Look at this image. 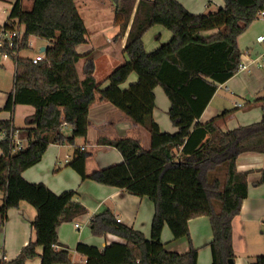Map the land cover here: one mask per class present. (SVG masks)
Masks as SVG:
<instances>
[{"label":"trees","instance_id":"16d2710c","mask_svg":"<svg viewBox=\"0 0 264 264\" xmlns=\"http://www.w3.org/2000/svg\"><path fill=\"white\" fill-rule=\"evenodd\" d=\"M110 2L120 26L114 39L126 36L125 61L102 83L94 75L93 52H78L80 45L88 43V29L77 0H33L30 9L18 0L11 11L9 21L19 19L25 26V43L32 36L52 46L37 64L20 56L27 44L7 49L15 64V80L4 110L13 116L17 105H29L35 113L26 118V128L14 127L29 141L24 150L12 153L8 140L0 142V191L4 193L0 213L5 216L26 202L37 216L32 223L36 241L4 264H28L37 258L41 264H75L68 250L56 249L58 228L87 214L88 209L75 200L76 192L56 195L45 184L27 182L23 173L42 160L50 144L86 139L90 109L97 102L111 103L146 129L151 146L145 149L133 137L99 139L116 148L124 161L88 174V154L80 150L70 166L84 181L149 198L155 214L150 238L118 222L111 210L95 215L90 222L92 234L113 235L121 241H110L104 248L79 244L77 252L87 259L86 264H198L199 251L191 244L189 223L202 216L211 224L212 264L235 262L233 221L248 197L250 173L240 172L237 161L245 153L264 155V119L231 131L222 129L231 111L205 124L199 120L219 86L240 71L238 39L264 11V0H224V7L201 14L190 12L178 0ZM155 26L164 27L172 37L148 52L144 36ZM210 31L216 32L204 34ZM82 58L86 59L83 79L78 71ZM132 74L137 81L122 88ZM157 87L170 101L168 115L178 129L175 133L163 132L154 117ZM12 125V118L0 119V129L9 132ZM65 127L71 128V136L65 135ZM260 172L257 185L264 184V169ZM166 226L173 240H189L188 252L166 248ZM252 264H264V255Z\"/></svg>","mask_w":264,"mask_h":264},{"label":"crops","instance_id":"0c3cea01","mask_svg":"<svg viewBox=\"0 0 264 264\" xmlns=\"http://www.w3.org/2000/svg\"><path fill=\"white\" fill-rule=\"evenodd\" d=\"M17 1L0 0V10H6L7 5L6 3L3 5V3L7 2L11 5L10 16ZM29 1L21 0L22 6L24 7L25 2ZM178 1L194 14L204 11L208 4L213 3L218 9L225 6L224 0ZM9 16L7 20L0 23V27L10 22ZM162 32H159V34L161 35ZM215 32L210 31L204 34L209 36ZM145 36L144 43L148 52L157 49L161 45L160 43L152 45L148 40L150 44L149 48H147ZM260 36H264V17H259L254 21L250 28L238 39V45L242 52V64L247 66L246 69L240 70L225 84L219 86V88H226L228 94L236 99L234 103L236 111L224 110L219 103L214 104L218 94L217 91L199 122L205 124L222 115L225 111H231L232 114L226 124L222 126L224 131H231L241 126L261 122L264 119V41L257 40ZM41 49H47V47H41ZM91 51L95 61L96 48L90 38H88V43L78 47V52L81 55H86ZM85 61L86 59L82 58L78 63V71L82 79L84 78L82 71ZM137 78L136 74H132L128 81L122 85V88L129 87L130 84L137 81ZM96 80L98 82L97 78ZM155 93L156 108L154 117L161 130L169 133L177 132L178 129L173 125L168 115L170 101L168 103L169 99L164 90L161 87H157ZM8 97L5 103L0 105V111L4 110ZM239 101L241 102L239 103ZM160 102L163 104L161 106V115L158 114V110H161L159 108ZM242 103H246L247 106L245 107ZM24 106L31 108L30 112L25 116L26 122V118L31 117L35 113V109L29 105ZM163 108L166 110L163 111ZM14 114L13 116L11 114L9 118L0 117V119L7 121L12 118L16 129L26 128V123L22 127L15 125ZM89 119L90 127L86 139L77 138L75 144H50L42 160L23 173V178L27 182L45 184L56 195H62L70 191L76 192L75 200L81 202L88 209L87 214L78 217L75 221L63 223L58 228L59 244L56 249L68 250L75 264H86L87 262V259L77 252L79 244L83 243L104 248L110 241H121L120 238L113 235L94 237L91 232L90 222L95 215L111 210L116 220H120L121 224L139 230L147 238H150L151 224L155 214V204L149 198L136 197L124 189L105 186L90 179L84 181L70 166L83 146L86 147L85 152L88 154L86 166L88 174L121 164L124 161L122 154L116 148L99 143V139L133 137L140 140L145 149H149L151 146V136L149 135V138L147 135L149 132L138 126L109 102L95 103L90 109ZM63 132L66 136H71L72 134L71 128L68 127H65ZM144 138L145 141L146 138H149V142L146 141L144 143ZM237 167L240 172L250 173L248 176V197L243 202L241 214L233 221V244L236 252L235 264H252L257 256L264 255V252L260 251L257 252L259 254L252 253L251 255L247 228V224L251 221L247 219V212L252 213L264 209V184L257 185L261 178L260 170L264 169V155L257 153L242 154L237 161ZM1 194L0 207L4 204V193L1 191ZM36 216V210L25 202H22L18 208L8 210L5 216L0 213V264L16 259L24 247L30 242L36 241V233L32 227ZM82 220L85 221L84 224L79 222ZM76 224H79L80 227L77 228ZM84 226H88L89 229H84ZM189 228L191 244L199 251L198 264H212L209 243L213 236L209 218L202 216L192 219L189 223ZM163 242L170 251L183 254L190 250L189 240L187 238L177 241L173 240L171 231L167 226L163 232ZM38 252L41 254L42 248H38ZM28 264H41V258H37Z\"/></svg>","mask_w":264,"mask_h":264},{"label":"rangeland","instance_id":"374dc122","mask_svg":"<svg viewBox=\"0 0 264 264\" xmlns=\"http://www.w3.org/2000/svg\"><path fill=\"white\" fill-rule=\"evenodd\" d=\"M15 1V0H8ZM33 0L25 2V9H30ZM7 8L5 11L0 10V23L8 19L10 6L7 2ZM78 6L80 14L86 22L88 28V38L93 42L96 48L95 52V63H96V73L95 76L98 82L105 80L113 71L120 66L125 61V56L123 50L125 48L126 38L121 37L118 40L114 38L120 33L119 23H117V17L115 15L114 7L110 0H78ZM210 7V9H209ZM218 9L213 3L208 4L206 9L201 13L215 12ZM199 13V14H201ZM158 29H161L158 31ZM163 31V32H162ZM159 32H162L161 35ZM171 32L162 26H155L146 33L145 40L147 41V48H149V42L152 45L157 43H164L171 39ZM34 47L33 49H26L20 53V56L26 58H33L40 54L41 47H50L52 43L46 39L33 38ZM154 50V49H153ZM152 50V51H153ZM15 80V65L12 60H0V105L5 103L8 95L11 94L14 88ZM167 99V98H166ZM214 104H220L222 109L235 110L234 103L235 98H232L228 94L226 88L220 87L218 90L217 98L214 100ZM241 101H239L240 103ZM169 103V100H168ZM245 107L246 103H242ZM159 106V105H158ZM163 104L160 102V109L158 114H162ZM169 106V104H168ZM167 106V107H168ZM249 107V106H248ZM28 106L17 105L15 107L14 123L16 126H24L25 116L30 112ZM166 110L163 108V111ZM233 112V111H232ZM11 113L7 111H0V117H10ZM148 137L150 135L147 134ZM150 138V137H149ZM149 138L146 141L149 142ZM145 138L143 142L145 143ZM0 191V196H1ZM26 203V202H25ZM28 204V203H26ZM29 205V204H28ZM30 206V205H29ZM247 219L251 220L247 224L248 228V243L250 247L251 255L259 254L257 252H264V209L254 211L252 213L247 212ZM82 224L85 221H79ZM168 227V226H167ZM84 229H89L88 226H84ZM95 237V236H94Z\"/></svg>","mask_w":264,"mask_h":264},{"label":"built area","instance_id":"2783aa9c","mask_svg":"<svg viewBox=\"0 0 264 264\" xmlns=\"http://www.w3.org/2000/svg\"><path fill=\"white\" fill-rule=\"evenodd\" d=\"M259 17H264V11L259 13ZM26 30L25 26L19 21V19L11 20L7 25L0 27V60H9V54L7 52L8 48H12L14 44L17 47H20L21 44L25 43ZM33 38L30 37L26 41L27 49H33L34 42ZM258 41H264V36H260L257 39ZM43 53V52H42ZM45 58V53L40 54L32 58V62L37 64ZM246 65L241 64L240 70L246 69ZM8 140L11 143V152L15 153L21 150H24L29 143L26 137L20 135V132L14 129V125L11 126L9 132L6 130L0 129V142ZM82 151L86 150V147H81ZM2 150H0V155ZM120 222V220H118ZM76 227L79 228V224H76ZM5 258V257H4Z\"/></svg>","mask_w":264,"mask_h":264},{"label":"water","instance_id":"95a60500","mask_svg":"<svg viewBox=\"0 0 264 264\" xmlns=\"http://www.w3.org/2000/svg\"><path fill=\"white\" fill-rule=\"evenodd\" d=\"M41 51L45 53L46 49H41ZM230 264H235V262L234 261H230Z\"/></svg>","mask_w":264,"mask_h":264}]
</instances>
